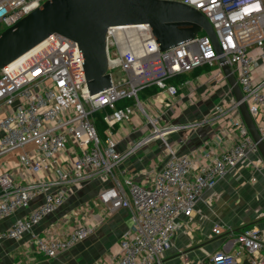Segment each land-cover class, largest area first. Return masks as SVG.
Masks as SVG:
<instances>
[{
    "label": "built area",
    "instance_id": "1",
    "mask_svg": "<svg viewBox=\"0 0 264 264\" xmlns=\"http://www.w3.org/2000/svg\"><path fill=\"white\" fill-rule=\"evenodd\" d=\"M47 1L0 0V34ZM173 1L197 9L209 20L222 54H217L204 31L160 51L149 25L113 26L106 35L113 86L97 94L88 93L85 72L75 57L79 54L77 44L60 35L50 36L35 53L0 71V170L4 171L0 174V219L27 210L0 232V245L4 239H21L89 183L99 182L103 213L128 209L131 223L116 258L100 264H164V253L171 248L180 218L192 217L203 194L214 189L248 152L258 151L220 58L231 67L264 138V74L259 77L256 73L264 66V0ZM205 68L214 69L223 79L228 95L214 108L210 122L218 127L207 147L198 157L181 156L167 137L196 124L160 126V115L151 114L149 105L172 110L190 82L172 81ZM113 70L121 76L115 79ZM151 87L158 92L148 102L142 101L139 92ZM190 96L191 103L198 102ZM122 101L132 104L118 106ZM137 111L149 124L150 133L121 153L117 146L124 139L119 128L124 124L136 130L145 127L144 122L140 125ZM98 112L103 113L106 125L104 141L95 125ZM155 140L164 144L168 158L161 168L138 172L141 180L137 182L136 175H129L122 165ZM28 145L33 147L27 150ZM38 199L42 202L31 209ZM91 210L85 204L66 217L71 222L68 227L59 222L44 235L34 236L36 251L55 258L87 239L98 226V222L87 220ZM213 232L222 233L220 227ZM231 236L233 252L216 250L197 264H264V233L258 227Z\"/></svg>",
    "mask_w": 264,
    "mask_h": 264
},
{
    "label": "crops",
    "instance_id": "2",
    "mask_svg": "<svg viewBox=\"0 0 264 264\" xmlns=\"http://www.w3.org/2000/svg\"><path fill=\"white\" fill-rule=\"evenodd\" d=\"M256 73L262 77L264 66ZM194 74L188 75L186 80L190 81L189 86L181 91L182 98L174 106L175 109L167 110L163 106L149 105V111L153 115L155 113L160 115L159 123L163 127L187 122L196 124L194 128L171 133L168 142L173 146L176 145L178 155L198 157L217 130L218 124H212L210 119L213 118L215 106L224 103L223 99L228 95V89L223 79L217 77L214 69L196 76ZM176 83L180 81L176 80ZM184 94L189 96L184 97ZM190 95L195 96L198 102L191 103ZM149 98L151 99V96L144 98V101L148 102ZM204 120L207 121L202 122ZM144 125L146 132L150 133L148 125L145 122ZM131 130L134 131L133 134ZM119 131L124 140L118 144L117 151L123 153L135 142H130L128 136H133L141 130L134 129L131 124H124ZM162 150V146L157 143L154 155L150 153L147 157H136L134 154L135 156L125 161L122 168L127 169L129 175H136L135 180L138 182L141 180V177L137 176L138 172L149 170L154 166L161 168L164 165L168 157L165 150V153ZM150 155L153 157L149 158ZM118 176L119 179L123 178L120 171ZM101 187L99 182L89 183L83 190L70 197L58 211L45 217L32 231L25 233L21 239H4L0 245V264L111 263L119 253V243L123 234L130 227V212L128 209H120L108 214L103 213L104 207L98 201ZM41 200L32 202L30 208H35L42 202ZM95 202L99 205H93ZM83 204L92 207L91 213L86 217L90 222H98L96 231L87 239L61 251L55 258L39 254L34 247L33 237L44 235L59 222H65V226L68 227L71 222L66 217L72 211L83 207ZM26 212L27 210L20 209L12 216L0 219V232L9 229ZM220 224L226 226L225 237L220 243L216 241L212 246L206 241L211 235H215L213 229L220 227ZM248 226L258 227L264 233V160L259 151L248 152L246 159L230 169L214 189L207 190L197 202L192 217L180 218L179 228L171 248L164 253L163 262L164 264H197L207 254L216 250L233 252L231 235Z\"/></svg>",
    "mask_w": 264,
    "mask_h": 264
},
{
    "label": "water",
    "instance_id": "3",
    "mask_svg": "<svg viewBox=\"0 0 264 264\" xmlns=\"http://www.w3.org/2000/svg\"><path fill=\"white\" fill-rule=\"evenodd\" d=\"M147 24L160 51H167L204 31L222 54L209 20L197 9L173 0H48L0 34V71L53 35L78 43L89 95L112 87L106 35L110 27ZM222 70L239 102L241 116L264 160V138L248 110L231 67Z\"/></svg>",
    "mask_w": 264,
    "mask_h": 264
},
{
    "label": "rangeland",
    "instance_id": "4",
    "mask_svg": "<svg viewBox=\"0 0 264 264\" xmlns=\"http://www.w3.org/2000/svg\"><path fill=\"white\" fill-rule=\"evenodd\" d=\"M209 69L208 68H205V69H203L202 70V72H207ZM112 74H113V76H114V78L115 79H117V78H119L120 76H121V74L117 71V70H113L112 71ZM142 101H144V100H142ZM130 102V101H129ZM129 104H132L131 102L129 103ZM146 110L148 111V108H146ZM100 113V112H99ZM137 113H138V121H140L139 123H140V125H142L143 124V122H144V116L142 115V113L140 112V111H137ZM96 116H103V113H101V114H97ZM148 126H149V124H148ZM97 130H98V133H99V135H100V138H101V140L102 141H104V139H105V135H104V131L103 132H101V130H100V128H98L97 127ZM142 132V133H141ZM141 132H137V133H135L133 136L132 135H129L128 136V140H130V142H133V141H135V140H140V139H142L143 137H145L146 135H148L149 134V132H146V129L145 128H142L141 129ZM134 133V131L133 130H131V134H133ZM167 141H169L168 140V137H167ZM157 143H159L160 144V146H162V151L164 152V149L166 148V147H164V144L160 141V140H155L154 142H152L150 145H148V146H146V147H143L142 149H139V150H137L136 151V153H135V155H136V157L137 156H148L150 153H152V155H154V149H156V147H157ZM33 146L32 145H28V146H26V149L27 150H29V149H31ZM159 148V147H158ZM20 152V151H19ZM165 153V152H164ZM134 155V156H135ZM152 155H150L149 156V158H151V157H153ZM154 163H156V161L155 160H152ZM152 163V162H151ZM4 171H2V170H0V174L1 173H3ZM220 227H221V231H222V233H221V235H218V236H216V235H211L210 237H209V239L206 241V242H208L210 245H214L215 243H216V241H219V243H220V240L221 239H223L224 237H225V233H226V226H224V225H221L220 224ZM193 247V246H192Z\"/></svg>",
    "mask_w": 264,
    "mask_h": 264
},
{
    "label": "trees",
    "instance_id": "5",
    "mask_svg": "<svg viewBox=\"0 0 264 264\" xmlns=\"http://www.w3.org/2000/svg\"><path fill=\"white\" fill-rule=\"evenodd\" d=\"M203 69H200L199 71H196L194 76L196 75H199L201 72H202ZM188 78V75H185L179 79H177V81H185L186 79ZM174 84H176V80H173L172 81ZM158 92V89L156 87H151V88H148V89H145L141 92H139V98L141 100H144V98H147L149 96H152V95H155L156 93ZM130 103L129 101H122L118 104V106H122L124 104H128ZM97 114H101V113H96L94 114V118H95V125L96 127L100 128L101 132L104 131L106 125L104 123V121L102 120V117L101 116H96Z\"/></svg>",
    "mask_w": 264,
    "mask_h": 264
},
{
    "label": "bare ground",
    "instance_id": "6",
    "mask_svg": "<svg viewBox=\"0 0 264 264\" xmlns=\"http://www.w3.org/2000/svg\"><path fill=\"white\" fill-rule=\"evenodd\" d=\"M139 25H141V24H139ZM71 41L76 43L77 46H78V49H79L78 43L73 41V40H71ZM41 45H38V46L34 47L33 49H31L28 53H26L25 55H23L19 59L15 60L13 63H11L10 66H14V65L20 63L23 59H25L26 57H29L30 55H32V53H35V51H37L41 47ZM75 57L80 61V64L83 67V62H82V58H81V54H80V49H79V54L76 55ZM83 70H84V67H83Z\"/></svg>",
    "mask_w": 264,
    "mask_h": 264
},
{
    "label": "clouds",
    "instance_id": "7",
    "mask_svg": "<svg viewBox=\"0 0 264 264\" xmlns=\"http://www.w3.org/2000/svg\"><path fill=\"white\" fill-rule=\"evenodd\" d=\"M248 227H252V226H248ZM248 227H245V228H248ZM242 229L238 230L237 232L241 231Z\"/></svg>",
    "mask_w": 264,
    "mask_h": 264
}]
</instances>
